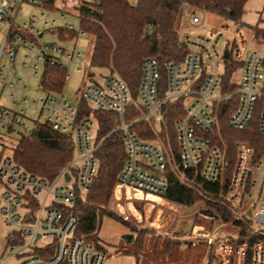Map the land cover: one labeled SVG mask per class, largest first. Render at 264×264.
Instances as JSON below:
<instances>
[{
    "label": "built area",
    "instance_id": "2783aa9c",
    "mask_svg": "<svg viewBox=\"0 0 264 264\" xmlns=\"http://www.w3.org/2000/svg\"><path fill=\"white\" fill-rule=\"evenodd\" d=\"M80 1L55 0L51 11L45 6L47 0H0V8L6 13H0V22H8L6 30L0 31L1 88H26L20 80L7 82L3 78L18 49L25 50L27 60L42 62L44 66L64 68L62 58L71 65H75L74 59L81 60L80 52H67L42 41L47 34H57L63 41L85 36L79 25L67 21L70 10ZM22 5L38 8L41 13L14 26L9 12ZM54 11L60 13L59 18L48 17ZM189 20L193 25L200 23L196 14H191ZM225 36L233 40L232 54L226 47ZM179 40L186 50L181 61L161 67L154 58L142 59L135 91L116 74L87 76L75 107L63 92H45L40 88L44 97L33 105L43 117L41 121L28 117L32 110L25 106L26 99L10 95L14 108L0 105V136L28 137L37 122L46 123L68 137L74 147L72 160L51 180L28 173L12 157L0 159V216L2 225L9 230L7 247L11 256L17 258L15 264H104L106 254L92 242L75 235L78 218L63 210L72 208L78 196L88 193L98 172L96 154L106 137L98 138L93 112H109L117 117L112 133L120 134L125 161L114 193L128 221L137 220L133 216L135 210L142 222L165 237L178 232L184 222L193 220L199 228L197 234L203 238L204 257L199 264H264V241L258 240L250 248L246 244L230 243V239L239 237L238 223L248 225V221L251 231L264 238L261 230L264 206L259 201L264 157L252 165L253 153L247 142L235 144L236 162L225 196L235 209L229 208L228 220L222 219L204 200L185 207L163 197L168 189L163 173L168 168L175 172L176 167L172 142L176 146L177 165L182 170H194L209 184L220 181L223 152L214 144L213 137L222 102L235 99V107L227 119L229 128L243 131L257 116V133L264 138V46L258 43L252 30L245 32L240 21L230 20L203 36L179 34ZM23 67L31 69L29 64ZM36 70L34 65V74ZM236 74L239 79L234 82ZM226 75H229L227 88ZM70 78L66 73L64 81ZM82 105L91 112L89 116L81 115ZM173 105L177 106L172 109L179 115L173 124L172 141L164 118ZM133 107L139 115L126 121V117L135 115V110L129 111ZM145 208L147 215L143 214ZM221 237L227 240L219 241ZM42 239L47 242L40 245ZM125 250L121 247L119 252Z\"/></svg>",
    "mask_w": 264,
    "mask_h": 264
},
{
    "label": "trees",
    "instance_id": "16d2710c",
    "mask_svg": "<svg viewBox=\"0 0 264 264\" xmlns=\"http://www.w3.org/2000/svg\"><path fill=\"white\" fill-rule=\"evenodd\" d=\"M54 1L47 0L46 8L53 11ZM246 1L137 0L135 6H132L127 0H81L73 12L79 19V29L94 37L89 69L115 73L135 91L140 79L142 59L154 58L163 67L169 62L181 61L185 56L186 50L180 43L176 29L179 17L185 16L188 10H195L224 20L240 21ZM251 30L257 41L264 46V25H256ZM13 32H16L15 28ZM66 73L65 68L46 64L40 88L45 92L62 93ZM87 74L92 76L93 73L89 71ZM228 78L229 75L224 78L225 86ZM220 106L218 129L213 137L214 144L223 152L220 181L209 184L202 181L194 170H182L177 165L176 146L172 142L176 167L175 172L168 168L163 173L168 182V189L163 197L174 205L185 207L204 200L222 219L228 220L231 216L229 208L235 209L225 197L236 162L235 144L245 141L250 145L253 153L252 165L255 166L264 157V138L257 133V116L243 131L229 128L227 119L235 107L234 98L229 103L222 102ZM175 107L177 108L176 105L170 106L164 118L172 141L173 124L179 115V112L176 114L172 109ZM133 108L129 111L135 110V115L126 117V121L139 115V111ZM82 109L81 115L91 114L83 105ZM92 115L97 120L98 138L106 137L96 154L99 160L98 172L88 193L78 196L72 208L63 210L74 213L78 218L75 235L92 242L96 248L101 249L97 241V230L102 219L106 217L128 227L132 234H136L135 246L140 250L145 236L152 231L138 229L109 208L118 174L125 161L120 134L112 133L117 126V117L109 112H93ZM73 156V143L68 137L52 130L46 123L37 122L28 137L19 138L17 141L12 160L28 173L51 180ZM238 225L241 227L239 237L230 239L231 244H246L250 248L256 241H264L263 237L251 231L249 221L248 225ZM174 244L171 239L165 240L166 254L173 250Z\"/></svg>",
    "mask_w": 264,
    "mask_h": 264
},
{
    "label": "rangeland",
    "instance_id": "374dc122",
    "mask_svg": "<svg viewBox=\"0 0 264 264\" xmlns=\"http://www.w3.org/2000/svg\"><path fill=\"white\" fill-rule=\"evenodd\" d=\"M127 2L135 6L137 0H127ZM132 2V3H131ZM56 3V2H55ZM58 7V6H57ZM70 14L67 15V21L74 24L75 26L79 25V19L73 10H70ZM41 11L35 7H29L22 5L20 8H14L12 12H9V16L14 21V26H17L21 22L29 21L30 16L35 15L39 17ZM191 14H196L200 18V23L193 25L190 23L189 17ZM50 18H59V12H51L48 14ZM224 19L217 17L216 15L203 13L195 10H188L185 16L178 18L176 23V29L179 34H188L190 36H203L209 30L218 27L224 23ZM240 22L243 25L245 32L251 30V28L256 25H264V0H247L242 15L240 17ZM6 23L0 22V31L3 32L7 28ZM232 26V25H231ZM77 31V28L75 29ZM2 41V36L0 34V43ZM43 42L54 44L57 47L64 48L67 52H80L81 60L74 59L71 65L64 58H62L63 67L70 75V79L65 82L63 87V94L66 99L72 103L75 107L78 105V102L81 97L83 84L88 77L100 78L107 74L111 73L108 70H95L89 69V59L91 56V51L93 48L94 37L85 34V36H78L71 41H63L58 37L57 34H47L42 38ZM226 47L232 54V43L233 40L230 36H225ZM259 43V42H258ZM257 46V45H256ZM261 48L260 46H257ZM25 50L18 49L15 54L14 61L10 65L8 72H4L3 78L7 82L22 81L25 85V89H18L15 86L11 88H1L0 87V105L6 108H14L12 106V100H10V95L17 96L18 99H26L25 106L32 110L30 112V117L33 120H43V117L38 115V112L35 111L34 101H38L44 97V92L40 89V80L44 72V65L42 62H31L25 58ZM23 64H29L31 69L27 70L23 67ZM37 66V74H34L33 66ZM93 73L92 76H89L88 72ZM239 79L238 74L233 78L234 82H237ZM17 101V100H16ZM27 125H30V121H27ZM19 135L17 134H2L0 136V159L11 158L13 155V148L15 147L17 141L19 140ZM130 194V192H129ZM260 205L264 206V175L262 188L259 197ZM109 208L116 214L122 216L126 220V215L121 211L119 198L117 194H113L111 201L109 203ZM133 222V221H132ZM133 226L140 228V224L133 222ZM264 231V227L261 228ZM9 230L2 225V218L0 216V264H15L17 258L11 256L9 248L7 247V235ZM131 231L128 227L116 222L113 219L104 217L101 221L100 227L97 230V241L100 245L102 251L106 254L104 264H135L136 255L133 253H122L119 252L121 246L125 247L128 250V244L124 242V237L126 235H131ZM189 235L184 236V239H190ZM227 239L221 237L219 241H226ZM45 239L39 241V244H45ZM47 242V241H46ZM118 251V252H117ZM108 256V253H111ZM117 252V253H115ZM4 261V263H2Z\"/></svg>",
    "mask_w": 264,
    "mask_h": 264
},
{
    "label": "crops",
    "instance_id": "0c3cea01",
    "mask_svg": "<svg viewBox=\"0 0 264 264\" xmlns=\"http://www.w3.org/2000/svg\"><path fill=\"white\" fill-rule=\"evenodd\" d=\"M135 195L140 196L138 193ZM133 211V216L136 217L137 220H126L131 224H133V222L139 223V229L146 228L152 231L145 236L143 246L140 250H137L135 246L136 234H131L133 239H131L129 243H126L124 240V242L128 244L129 248L124 252L133 253L136 255L135 264H199L202 262L204 257V247L202 246L203 238L197 234L199 228L196 226V224H194L193 220L184 222L183 226L178 232L171 236L164 237L162 235H158L155 228H150V226H148L145 221L142 222L139 213L135 210ZM143 214L147 215L146 208L143 210ZM186 235L192 237H190V239H184V236ZM166 239H171L175 242L173 250L167 254L165 252ZM192 244H197V246L193 247ZM111 254L112 252L108 253V256Z\"/></svg>",
    "mask_w": 264,
    "mask_h": 264
},
{
    "label": "water",
    "instance_id": "95a60500",
    "mask_svg": "<svg viewBox=\"0 0 264 264\" xmlns=\"http://www.w3.org/2000/svg\"><path fill=\"white\" fill-rule=\"evenodd\" d=\"M0 13L3 14V15H6L4 10H2L1 8H0ZM67 179H68V177H67ZM131 239H132L131 235H127V236L124 237V240H125L126 243H129L131 241Z\"/></svg>",
    "mask_w": 264,
    "mask_h": 264
}]
</instances>
